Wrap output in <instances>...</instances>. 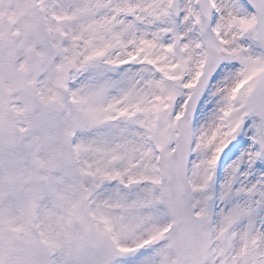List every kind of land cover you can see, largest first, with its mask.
<instances>
[{
	"label": "snow or ice",
	"instance_id": "obj_1",
	"mask_svg": "<svg viewBox=\"0 0 264 264\" xmlns=\"http://www.w3.org/2000/svg\"><path fill=\"white\" fill-rule=\"evenodd\" d=\"M0 264H264V0H0Z\"/></svg>",
	"mask_w": 264,
	"mask_h": 264
}]
</instances>
